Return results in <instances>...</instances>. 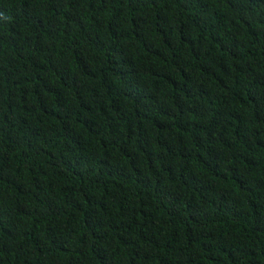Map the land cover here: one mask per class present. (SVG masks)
Listing matches in <instances>:
<instances>
[{
	"label": "trees",
	"instance_id": "16d2710c",
	"mask_svg": "<svg viewBox=\"0 0 264 264\" xmlns=\"http://www.w3.org/2000/svg\"><path fill=\"white\" fill-rule=\"evenodd\" d=\"M0 264H264V0H0Z\"/></svg>",
	"mask_w": 264,
	"mask_h": 264
}]
</instances>
